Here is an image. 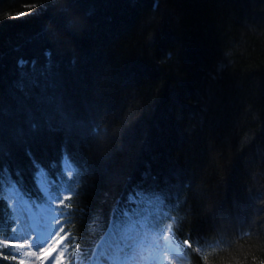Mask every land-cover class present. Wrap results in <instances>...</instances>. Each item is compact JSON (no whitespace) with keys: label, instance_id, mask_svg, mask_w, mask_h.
I'll return each instance as SVG.
<instances>
[{"label":"trees","instance_id":"trees-1","mask_svg":"<svg viewBox=\"0 0 264 264\" xmlns=\"http://www.w3.org/2000/svg\"><path fill=\"white\" fill-rule=\"evenodd\" d=\"M8 193L77 264L143 229L162 264L264 262V0H0L3 239Z\"/></svg>","mask_w":264,"mask_h":264},{"label":"rangeland","instance_id":"rangeland-1","mask_svg":"<svg viewBox=\"0 0 264 264\" xmlns=\"http://www.w3.org/2000/svg\"><path fill=\"white\" fill-rule=\"evenodd\" d=\"M8 200L13 210L15 228H17L18 231H23L24 234L30 233L35 236L36 239L32 243L37 251L55 241L56 233L52 229L55 224V217L50 210L45 209L40 213L31 214L12 195H9ZM167 234L168 233H163L161 237L156 240L154 236L148 233L130 232L122 238V241L127 240L130 236L133 237L135 240V245L133 247L129 248L124 246L118 239L112 240L106 243L100 250L101 253L99 254L97 263L162 264L159 258L155 257L154 248L159 246L160 251L165 248L172 250L173 246ZM146 242L151 245V247L144 246L143 244ZM29 251H31V249H29ZM56 257L57 254L52 253V257L46 264H56ZM28 259L33 260L34 264H38L33 257H28Z\"/></svg>","mask_w":264,"mask_h":264},{"label":"snow or ice","instance_id":"snow-or-ice-1","mask_svg":"<svg viewBox=\"0 0 264 264\" xmlns=\"http://www.w3.org/2000/svg\"><path fill=\"white\" fill-rule=\"evenodd\" d=\"M71 199L70 193L60 196L58 198L59 201H62L60 207L67 205L71 209L72 205L69 203ZM63 224L64 221H60V225ZM66 229L67 227L60 226L55 241L37 251L32 243L36 239L34 235L24 234L23 231H18L17 228H10L11 237L0 240V264H4V262H9V264H34V261L28 259V257H33L38 264H46L52 257V253L57 254L56 264H77L74 258L82 253L80 238L75 237ZM121 244L131 248L135 245V240L130 236ZM193 246L194 244L190 240L184 242V247L187 250H192ZM200 252L201 249L197 251V253ZM261 264H264V262H261Z\"/></svg>","mask_w":264,"mask_h":264}]
</instances>
